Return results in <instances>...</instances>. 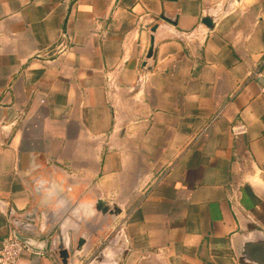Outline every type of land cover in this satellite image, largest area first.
I'll list each match as a JSON object with an SVG mask.
<instances>
[{"label":"crops","instance_id":"obj_1","mask_svg":"<svg viewBox=\"0 0 264 264\" xmlns=\"http://www.w3.org/2000/svg\"><path fill=\"white\" fill-rule=\"evenodd\" d=\"M0 200L19 264H264V0H0Z\"/></svg>","mask_w":264,"mask_h":264},{"label":"built area","instance_id":"obj_2","mask_svg":"<svg viewBox=\"0 0 264 264\" xmlns=\"http://www.w3.org/2000/svg\"><path fill=\"white\" fill-rule=\"evenodd\" d=\"M206 34L199 31H193L190 33H185L184 38L189 42L198 39L201 36H205ZM147 82V75H141L139 77V87L142 88ZM245 129L237 130L234 128L235 134H240L244 132ZM6 204L4 201L0 200V209L5 210ZM27 247L25 244L20 241L16 236L15 232L11 233L9 236L4 238L1 241L0 245V264H19L22 254Z\"/></svg>","mask_w":264,"mask_h":264},{"label":"water","instance_id":"obj_3","mask_svg":"<svg viewBox=\"0 0 264 264\" xmlns=\"http://www.w3.org/2000/svg\"><path fill=\"white\" fill-rule=\"evenodd\" d=\"M202 23L208 27V28H212L214 23H213V19L209 16L204 17L202 19ZM158 26L155 25L152 29V32H156ZM154 40L155 38L152 36L151 38V44H150V48L147 54V58H151L153 56V52H154ZM97 207L99 208V210L103 211L104 213L110 212L112 211V213H114V210H110L109 206L107 205V203L104 200H99L97 203ZM11 213V211H10ZM15 236L22 241L26 247L28 248H36V249H40L41 251H46V247L45 245H41V243H37L36 240H34L33 238H26L23 236V234H20L19 232L15 231ZM43 243V242H42ZM84 243V240L81 239L78 242V247L79 249H81L82 245ZM71 249L70 246H65L64 244L60 245L59 247V255L62 259L63 264H69V259L71 257ZM260 259H264V255H260L259 256Z\"/></svg>","mask_w":264,"mask_h":264},{"label":"rangeland","instance_id":"obj_4","mask_svg":"<svg viewBox=\"0 0 264 264\" xmlns=\"http://www.w3.org/2000/svg\"><path fill=\"white\" fill-rule=\"evenodd\" d=\"M109 240L110 238L105 243L101 239L96 240L94 246L88 249H84V246L79 249L77 241L70 246L71 253L77 261L87 264H115L114 257L117 254L113 243Z\"/></svg>","mask_w":264,"mask_h":264}]
</instances>
